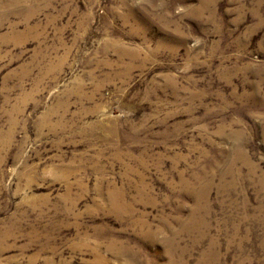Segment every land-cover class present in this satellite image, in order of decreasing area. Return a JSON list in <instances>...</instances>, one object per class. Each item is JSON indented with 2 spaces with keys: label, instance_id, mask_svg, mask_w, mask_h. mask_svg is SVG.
<instances>
[{
  "label": "rangeland",
  "instance_id": "1",
  "mask_svg": "<svg viewBox=\"0 0 264 264\" xmlns=\"http://www.w3.org/2000/svg\"><path fill=\"white\" fill-rule=\"evenodd\" d=\"M262 207L264 0H0V264H264Z\"/></svg>",
  "mask_w": 264,
  "mask_h": 264
},
{
  "label": "bare ground",
  "instance_id": "2",
  "mask_svg": "<svg viewBox=\"0 0 264 264\" xmlns=\"http://www.w3.org/2000/svg\"><path fill=\"white\" fill-rule=\"evenodd\" d=\"M107 137H108V136H107ZM251 171H252V170H251ZM251 171H250V172H251ZM224 185H225V184H224ZM222 188H223V187H222ZM115 199H116V198H115ZM119 200H120V199H119ZM119 202H120V201H119ZM115 204H116V203H115ZM116 205H117V204H116ZM119 205H120V204H119ZM119 205H118V206H119ZM121 206H122V205H121ZM126 206H128V205H126ZM127 210H128V209H127ZM262 210L264 211V207H262ZM263 213H264V212H263ZM131 215H132V214H131ZM263 218H264V216H263ZM179 242H180V241H179Z\"/></svg>",
  "mask_w": 264,
  "mask_h": 264
}]
</instances>
